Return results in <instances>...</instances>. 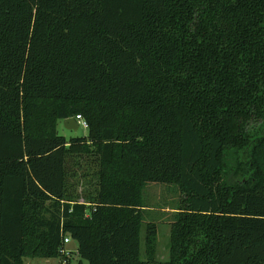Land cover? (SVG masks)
Returning <instances> with one entry per match:
<instances>
[{
    "label": "trees",
    "instance_id": "trees-1",
    "mask_svg": "<svg viewBox=\"0 0 264 264\" xmlns=\"http://www.w3.org/2000/svg\"><path fill=\"white\" fill-rule=\"evenodd\" d=\"M147 185L182 197L166 262L154 223L141 257ZM65 238L88 264H264V0H0V264Z\"/></svg>",
    "mask_w": 264,
    "mask_h": 264
},
{
    "label": "rangeland",
    "instance_id": "rangeland-1",
    "mask_svg": "<svg viewBox=\"0 0 264 264\" xmlns=\"http://www.w3.org/2000/svg\"><path fill=\"white\" fill-rule=\"evenodd\" d=\"M74 119V118H73ZM57 134L64 137L67 141L75 138H86L88 130L78 124L77 131H71L65 128L63 121H58L56 125ZM90 157H77L72 161L70 177L71 184L74 185L76 201L84 204L85 195L93 190L96 179L93 173H90L87 159ZM182 197L177 188L164 185H147L143 191L144 204V222L141 229V257L146 260L144 252V233L145 224L154 223L157 227V236L155 244V259L159 262H166L169 259L170 231L171 223L175 220L176 214L180 213L177 209L182 207ZM77 244L69 240L64 246L66 258L42 259L40 257H25L22 264H88L84 260H79L76 256ZM68 252V253H67Z\"/></svg>",
    "mask_w": 264,
    "mask_h": 264
},
{
    "label": "water",
    "instance_id": "water-1",
    "mask_svg": "<svg viewBox=\"0 0 264 264\" xmlns=\"http://www.w3.org/2000/svg\"><path fill=\"white\" fill-rule=\"evenodd\" d=\"M63 124L65 128L71 131H77L78 130V124L73 118H69L63 121Z\"/></svg>",
    "mask_w": 264,
    "mask_h": 264
},
{
    "label": "built area",
    "instance_id": "built-area-1",
    "mask_svg": "<svg viewBox=\"0 0 264 264\" xmlns=\"http://www.w3.org/2000/svg\"><path fill=\"white\" fill-rule=\"evenodd\" d=\"M75 121L77 122V124H79L80 126H82L85 129H87V123L85 122V120L81 116H76ZM69 240H70L69 238L64 239V241H63L64 246L69 243ZM64 254H65V249H64Z\"/></svg>",
    "mask_w": 264,
    "mask_h": 264
}]
</instances>
